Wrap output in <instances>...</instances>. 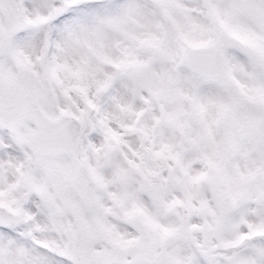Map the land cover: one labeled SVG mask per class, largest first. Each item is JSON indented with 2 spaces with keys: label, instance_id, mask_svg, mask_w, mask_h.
<instances>
[{
  "label": "snow or ice",
  "instance_id": "snow-or-ice-1",
  "mask_svg": "<svg viewBox=\"0 0 264 264\" xmlns=\"http://www.w3.org/2000/svg\"><path fill=\"white\" fill-rule=\"evenodd\" d=\"M0 264H264V0H0Z\"/></svg>",
  "mask_w": 264,
  "mask_h": 264
}]
</instances>
